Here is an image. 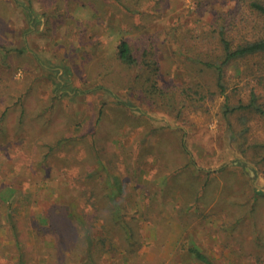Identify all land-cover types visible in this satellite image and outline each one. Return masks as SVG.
Returning <instances> with one entry per match:
<instances>
[{
	"label": "rangeland",
	"instance_id": "374dc122",
	"mask_svg": "<svg viewBox=\"0 0 264 264\" xmlns=\"http://www.w3.org/2000/svg\"><path fill=\"white\" fill-rule=\"evenodd\" d=\"M241 4L0 0V264H264V53L206 65Z\"/></svg>",
	"mask_w": 264,
	"mask_h": 264
},
{
	"label": "trees",
	"instance_id": "16d2710c",
	"mask_svg": "<svg viewBox=\"0 0 264 264\" xmlns=\"http://www.w3.org/2000/svg\"><path fill=\"white\" fill-rule=\"evenodd\" d=\"M238 3H242L241 5H245L250 11L255 12L259 16H261L264 20V0H237ZM218 42L221 45L223 50L222 60L219 64L206 62L207 66L214 67L218 71V78L220 81L222 78V66L226 65L230 61L244 56H251L255 54L264 53V32L260 35H257L251 39L243 40L242 42H238L236 44L233 43L226 36L225 32L220 29L217 33ZM117 58L119 62L123 63L124 65H129L131 63L137 62L134 55L131 52L130 46L127 40L121 39L118 46H117ZM148 62L144 61L145 64L150 65L152 59L146 58ZM154 63V62H153ZM220 87L223 89V85L219 84ZM256 94H253L252 99L250 101V105H252L256 99ZM189 252L194 256L195 259L201 261L204 264H212L209 258L200 252L197 248L190 247Z\"/></svg>",
	"mask_w": 264,
	"mask_h": 264
}]
</instances>
